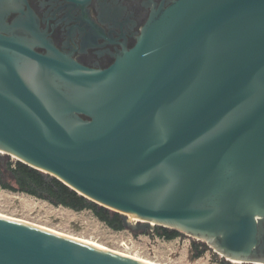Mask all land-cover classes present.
Returning a JSON list of instances; mask_svg holds the SVG:
<instances>
[{
  "label": "water",
  "instance_id": "water-1",
  "mask_svg": "<svg viewBox=\"0 0 264 264\" xmlns=\"http://www.w3.org/2000/svg\"><path fill=\"white\" fill-rule=\"evenodd\" d=\"M40 29L28 0H0V149L126 228L264 264V0L154 3L106 68ZM0 264L150 263L0 215Z\"/></svg>",
  "mask_w": 264,
  "mask_h": 264
},
{
  "label": "rangeland",
  "instance_id": "rangeland-1",
  "mask_svg": "<svg viewBox=\"0 0 264 264\" xmlns=\"http://www.w3.org/2000/svg\"><path fill=\"white\" fill-rule=\"evenodd\" d=\"M16 161V157L0 153V164L5 172L4 182L16 184L12 173L6 170L8 163L14 164ZM0 215L28 221L152 264H223L224 260L230 261L208 243L190 235L183 233L175 239H165L158 235L156 224L146 230H115L90 209L76 211L26 192L4 188L2 185ZM133 219L134 217L130 218L134 223L139 221ZM196 244L199 249L204 244L207 245V249L200 256H195Z\"/></svg>",
  "mask_w": 264,
  "mask_h": 264
},
{
  "label": "flooded vegetation",
  "instance_id": "flooded-vegetation-1",
  "mask_svg": "<svg viewBox=\"0 0 264 264\" xmlns=\"http://www.w3.org/2000/svg\"><path fill=\"white\" fill-rule=\"evenodd\" d=\"M161 0H28L40 30L82 65L106 68L132 48ZM20 15L12 13L8 21ZM38 51H44L38 48Z\"/></svg>",
  "mask_w": 264,
  "mask_h": 264
},
{
  "label": "trees",
  "instance_id": "trees-1",
  "mask_svg": "<svg viewBox=\"0 0 264 264\" xmlns=\"http://www.w3.org/2000/svg\"><path fill=\"white\" fill-rule=\"evenodd\" d=\"M6 167L7 169H5L12 173L16 184L6 183L3 181L5 172L0 164V185L4 188L13 191L26 192L36 197L46 199L55 205H63L76 211L90 209L109 227L115 230H123L126 228L124 226L121 213L88 199L51 174L31 167L19 160H17L14 164L8 163ZM157 232L159 236L169 240L175 239L183 234L176 229H171L161 225H158ZM196 248L197 253L195 256H200L207 249V245L204 244L203 248L199 249L196 244ZM223 264L253 263H234L224 260Z\"/></svg>",
  "mask_w": 264,
  "mask_h": 264
},
{
  "label": "bare ground",
  "instance_id": "bare-ground-1",
  "mask_svg": "<svg viewBox=\"0 0 264 264\" xmlns=\"http://www.w3.org/2000/svg\"><path fill=\"white\" fill-rule=\"evenodd\" d=\"M0 153H6L5 151H3V150H1L0 149ZM13 156V155H12ZM14 157H16V156H14ZM17 159H18V157H16ZM131 217H134V219L133 220H138L139 219V223H140V221H141V219L140 218H138L137 216H135V215H130V218ZM131 222H133L132 220H131ZM137 222V223H138ZM134 223V222H133ZM136 223V222H135ZM152 224H155V223H153V222H151ZM45 228V227H44ZM48 229V228H47ZM57 232V231H56ZM59 233V232H58ZM69 236V235H68ZM71 237H74V236H71ZM75 238H77V237H75ZM77 239H79V238H77ZM80 240H82V239H80ZM82 241H84V240H82ZM89 243H91V242H89ZM92 244H94V243H92ZM94 245H96V244H94ZM97 246H99V245H97ZM99 247H102V246H99ZM104 248V247H103ZM107 249V248H106ZM116 252H119V251H116ZM119 253H122V252H119ZM122 254H124V255H128V254H125V253H122ZM128 256H130V255H128ZM131 257H133V256H131ZM136 258V257H135ZM137 259H139V258H137ZM141 260V259H140ZM142 261H144V260H142ZM144 262H146V261H144ZM233 262H236V263H239V261L238 260H233ZM147 263H149V262H147ZM150 264H152V263H150Z\"/></svg>",
  "mask_w": 264,
  "mask_h": 264
}]
</instances>
